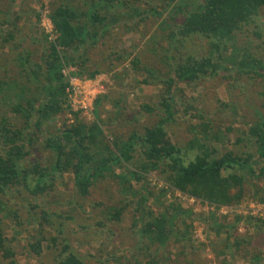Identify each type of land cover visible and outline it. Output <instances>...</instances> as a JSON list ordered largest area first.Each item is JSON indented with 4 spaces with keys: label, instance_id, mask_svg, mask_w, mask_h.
<instances>
[{
    "label": "trees",
    "instance_id": "16d2710c",
    "mask_svg": "<svg viewBox=\"0 0 264 264\" xmlns=\"http://www.w3.org/2000/svg\"><path fill=\"white\" fill-rule=\"evenodd\" d=\"M12 1L14 0L11 3L5 2L3 8L0 6V45L6 48L15 37L13 27L7 32L3 31L10 12L18 10L15 1ZM146 3L150 5L148 9H143L142 5L128 7L127 0H81L79 4L73 0H61L49 13L56 36L50 38L49 33L45 35L48 47L42 64L37 60L31 61V51L15 56L16 59L12 60L15 66L10 67L11 71L6 62L1 64L0 104L9 107L17 116H22L29 131L24 132L14 121L9 120V116L0 120V195L22 182L30 188V179L36 180L34 188H30L34 194L45 192L54 188L55 173L74 175L75 187L82 196L88 195L98 181L105 179L117 180L124 190L129 189L137 196L143 186L137 188L133 179L138 184L147 175L156 174L175 190L217 209L239 204L244 198L246 185H253L257 187V192H264L262 187H258L264 182V91L259 94L263 96V102L261 108H257L256 119L249 122L250 127L241 131L232 125L226 128L236 136L233 148L222 152L210 144V139L223 137L225 140L227 137L222 131L208 129L207 123L201 124L199 130L191 133L193 137L186 149L167 140L168 128L176 122V115L181 107L177 99L176 82H202L206 78H216L220 69L229 71L230 67L221 62L224 51L229 46L240 52L227 61H236L233 68L237 66L238 74L264 77V55H253L249 46L243 51L237 45L243 28L251 22L257 24L264 14V0H146ZM165 12L170 15L162 18ZM150 13L161 19L162 28L171 26L170 22H178L177 29L174 28L168 34L170 46L178 53H173L170 48L161 50L162 56L173 61L168 67L169 72L165 73L160 67L146 68L150 74L149 79L142 81L150 84V77H160V83L167 88L158 104V118L154 125L145 126L142 131H131L128 138L120 137L122 134H106L107 128L112 126L103 123L102 109L108 102L109 95L100 94L95 99L93 120H86L81 116L82 111H74L71 107L66 91L69 79L64 75L63 69L74 67L77 69L72 72L73 75L94 79L100 74L102 65L96 62L92 64L90 51L111 35L112 28L121 15L124 16L121 19L125 20V24L132 25L128 29H132L151 16ZM133 18L139 20L135 22L132 21ZM254 34L257 37L263 35L259 31ZM193 38L207 39L209 53L181 54V48L187 40ZM263 44L264 41L258 45L259 48ZM132 54L133 51H123L117 53L114 60H125ZM109 60L113 62V59ZM131 60L134 67L139 68V57ZM223 105L228 107L229 103ZM143 108L152 111L148 105ZM183 108L184 112H188V106ZM66 112L73 113L74 121L64 122L56 132L45 133L43 148L50 152V156L47 158L49 163L42 165L40 158L32 157V152L39 142L43 126H50L57 116ZM118 112L120 115V110ZM199 134L201 137H198ZM196 147L199 152L195 155L192 153L195 158L190 159V152ZM184 155L189 157L188 161L183 159ZM28 158L34 161V167L23 164ZM119 169L123 171L121 174L117 173ZM165 195L166 191H163L161 196ZM144 200L147 198L142 195L140 201L134 204L135 210L141 214H138V219L144 223L145 236L151 241L167 243L175 233L181 248H192L189 230L192 226H188L183 214L191 215L193 212L182 209L179 205L174 207V204L170 205V210L164 203V208L157 210L161 215L155 217L152 216V207L143 204ZM260 201L264 202V195ZM1 204L4 203L1 201ZM123 209L124 207L112 212V218L120 219ZM43 213L44 219H48V212L43 210ZM148 214L150 217L145 221L143 218ZM227 216L229 215H225V218ZM178 217L183 218L186 231L181 228L178 232L175 231ZM252 217L251 215L249 218ZM216 219L218 216L214 212L210 220L211 228L217 229ZM239 220L237 216L236 221ZM2 222L0 218V254L3 257L0 264H17ZM255 222V226L264 233V219L258 218ZM228 236L229 242H233L234 235ZM243 239L245 238L236 239L235 249L232 250V243L221 252L234 255L241 250ZM41 242V239H36L31 245L37 254L42 252ZM57 260L59 264H91L72 250L69 243L64 245ZM255 260H259V257L255 256ZM222 264L229 263L223 261Z\"/></svg>",
    "mask_w": 264,
    "mask_h": 264
},
{
    "label": "rangeland",
    "instance_id": "374dc122",
    "mask_svg": "<svg viewBox=\"0 0 264 264\" xmlns=\"http://www.w3.org/2000/svg\"><path fill=\"white\" fill-rule=\"evenodd\" d=\"M14 1L18 10L10 12L8 22L5 21L3 25V31L7 32L13 27L15 37L9 47L0 45V72L4 62L11 71L10 67L15 66L12 60L16 59L15 56L24 55L26 51L32 52V62L37 60L42 64L48 47L45 39L48 32L44 19L50 20L51 9L55 4L61 3V0ZM73 1L79 4L81 0ZM5 2L11 3V0H0L2 8L5 7ZM127 2L128 7L142 5L143 9H148L150 6L145 4L146 0ZM168 14L165 12L162 18H167ZM150 15L136 26L137 28L132 29H128L132 25L125 24V20L121 19L124 16L121 15L120 21L118 20L112 28L111 35L105 38L104 43L90 51L92 64L102 65L99 78L107 84V91L103 94H108L109 100L102 109V119L103 123L110 124L112 128H107L106 134H122L120 137L128 138L131 131H142L145 126L154 125L158 118V104L167 88L160 83V77H150V84L142 81L149 79L150 74L146 68L160 67L165 73L169 72L168 67L173 61L165 55L162 56L161 50L170 48L173 53H178L170 46L168 37L178 22H170L171 26L162 28L161 19L152 13ZM3 19L5 20L4 17ZM137 20L139 19H132L135 22ZM256 31L263 34L262 37H257L254 34ZM263 41L264 14L257 24L251 22L243 28L237 45L243 51L249 46L253 55L262 56L264 44L260 48L258 45ZM228 48L224 51L221 62L230 67L229 71L220 69L216 78H206L202 82H176L175 89L181 107L176 115V122L168 128V142L177 143L186 149L191 143L192 134L199 130L201 124L207 123L208 129L222 131L227 137L225 140L223 137L210 139V144L224 152L236 144V136L226 128L232 125L241 131L250 127L249 122L252 123L256 119L257 108L260 109L263 102V96L259 94L264 91V77L238 74L237 66L233 68L237 64L236 61H227L229 57L240 52L234 51L230 46ZM209 49L207 39L193 38L187 40L181 48V54H208ZM123 51H133V54L125 60H114V56ZM136 56L140 60L139 68L131 63V59ZM109 58L113 59V62ZM1 96L0 94V98ZM223 103H229V106L225 107ZM144 105L150 106L152 111L144 109ZM184 106H188V112H184ZM9 109L0 104V120L9 116V120L14 121L24 132L29 131L24 118ZM81 116L86 120H93L92 114ZM73 121V113L66 112L57 116L50 126H43V135H40L32 157L40 158L39 162L47 165L50 152L43 148L45 133L56 132L64 122ZM252 150L254 152V149ZM197 151L196 147L190 152V159L195 158ZM187 157L184 155L183 159L188 161ZM23 164L34 167L31 158L26 159ZM122 172L119 169L117 173ZM54 175V188L45 192L34 194L30 188H34L36 180L30 179V188L22 182L0 195V200L4 203L0 205V218L4 232L12 244L17 264H59L57 257L66 243L91 264H222L223 261L229 264H264V233L255 226L258 218L264 219V202L260 201L264 192H257V187L253 185H246L244 198L239 204L217 209L175 190L165 183L164 178L156 174L147 175L138 184L136 179H133L137 188L143 186L137 196L129 189L124 190L122 184L113 179L98 181L88 195L82 196L75 187L74 175ZM258 187L264 190V182ZM163 191H166L165 196H161ZM142 195L147 198L143 204L150 205L153 209L152 216L161 215L157 210L161 211L164 203L170 210V205L174 204V207L179 205L182 209L193 212L191 215L183 214L188 226H192L189 228L192 248H181L175 233L167 243L160 240L151 241L145 236L144 223L138 219L140 213L135 210L134 204L140 201ZM123 207L121 218L113 219L112 212ZM43 210L49 214L46 220ZM214 212L218 216L217 229L210 227ZM225 215L229 216L225 218ZM251 215L257 219H250ZM237 216L239 222L236 221ZM149 217L148 214L143 219L146 221ZM177 224L176 232L179 228L186 231L183 218L178 217ZM229 234L234 235L231 243L228 240ZM241 237L245 239L242 240L244 242L240 251L234 255L221 252L225 246L232 243V250L235 249L234 243ZM54 238L56 241H53ZM36 239L42 240L41 254H37L31 247ZM255 256H258L259 260L256 261ZM2 261L0 254V262Z\"/></svg>",
    "mask_w": 264,
    "mask_h": 264
},
{
    "label": "built area",
    "instance_id": "2783aa9c",
    "mask_svg": "<svg viewBox=\"0 0 264 264\" xmlns=\"http://www.w3.org/2000/svg\"><path fill=\"white\" fill-rule=\"evenodd\" d=\"M47 32L50 38L56 36L54 25L51 20L44 19ZM76 68H64L63 73L69 79V86L66 88L71 107L74 111H82L83 114H92L95 99L107 91V84L103 79L96 76L94 79L79 77L72 74Z\"/></svg>",
    "mask_w": 264,
    "mask_h": 264
},
{
    "label": "clouds",
    "instance_id": "9594fccd",
    "mask_svg": "<svg viewBox=\"0 0 264 264\" xmlns=\"http://www.w3.org/2000/svg\"><path fill=\"white\" fill-rule=\"evenodd\" d=\"M53 23V22H52Z\"/></svg>",
    "mask_w": 264,
    "mask_h": 264
}]
</instances>
